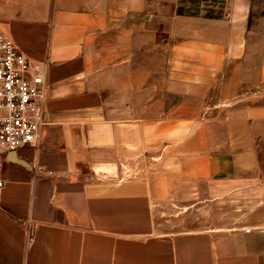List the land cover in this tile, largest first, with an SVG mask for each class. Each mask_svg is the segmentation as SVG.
Listing matches in <instances>:
<instances>
[{
	"label": "crops",
	"instance_id": "obj_1",
	"mask_svg": "<svg viewBox=\"0 0 264 264\" xmlns=\"http://www.w3.org/2000/svg\"><path fill=\"white\" fill-rule=\"evenodd\" d=\"M191 1L0 0L47 85L36 142L0 150V264H264V229L219 219L264 199V0Z\"/></svg>",
	"mask_w": 264,
	"mask_h": 264
},
{
	"label": "built area",
	"instance_id": "obj_2",
	"mask_svg": "<svg viewBox=\"0 0 264 264\" xmlns=\"http://www.w3.org/2000/svg\"><path fill=\"white\" fill-rule=\"evenodd\" d=\"M46 94L44 66L22 54L0 29V150L15 152L36 142Z\"/></svg>",
	"mask_w": 264,
	"mask_h": 264
},
{
	"label": "rangeland",
	"instance_id": "obj_3",
	"mask_svg": "<svg viewBox=\"0 0 264 264\" xmlns=\"http://www.w3.org/2000/svg\"><path fill=\"white\" fill-rule=\"evenodd\" d=\"M194 4H199L203 5L206 7H211L213 6L214 2L209 1V0H192L191 1ZM217 3V2H216ZM215 3V4H216ZM210 8V9H211ZM210 9H207L210 10ZM253 102L251 103L254 112H256L257 109L263 108L264 110V86L263 87H254L253 89V96L251 97ZM253 112L252 117L248 120L246 130L249 133V135L252 136V148L254 151V159L257 161V169L255 176L259 177L261 179V184L260 185L264 189V122L263 124H258L257 121L263 119L264 121V111L259 114H255ZM257 186V185H255ZM208 204V203H207ZM255 204H258V209L260 212V215H250V216H244L245 212L240 208L237 207L234 211L237 213L233 216H221L219 219H225L227 221H231L235 226L242 227L244 228L243 230H256L259 229L261 226L262 229H264V199L261 201H255ZM203 211V210H202ZM213 212V209H212ZM208 209L206 211L202 212V217L201 219H208L212 216H209ZM198 220L197 217L191 216V220Z\"/></svg>",
	"mask_w": 264,
	"mask_h": 264
},
{
	"label": "water",
	"instance_id": "obj_4",
	"mask_svg": "<svg viewBox=\"0 0 264 264\" xmlns=\"http://www.w3.org/2000/svg\"><path fill=\"white\" fill-rule=\"evenodd\" d=\"M9 153H10V157H11L10 159H13L15 152H9Z\"/></svg>",
	"mask_w": 264,
	"mask_h": 264
}]
</instances>
